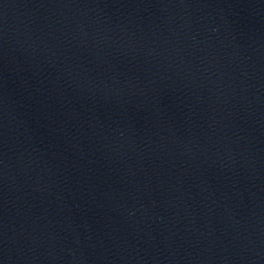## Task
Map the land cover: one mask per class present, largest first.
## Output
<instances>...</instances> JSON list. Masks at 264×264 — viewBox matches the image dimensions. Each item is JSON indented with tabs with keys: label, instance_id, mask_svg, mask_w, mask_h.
I'll list each match as a JSON object with an SVG mask.
<instances>
[{
	"label": "water",
	"instance_id": "95a60500",
	"mask_svg": "<svg viewBox=\"0 0 264 264\" xmlns=\"http://www.w3.org/2000/svg\"><path fill=\"white\" fill-rule=\"evenodd\" d=\"M0 264H264V0H0Z\"/></svg>",
	"mask_w": 264,
	"mask_h": 264
}]
</instances>
